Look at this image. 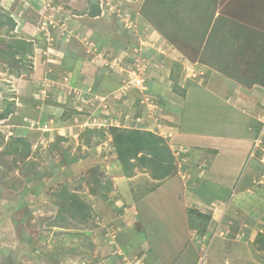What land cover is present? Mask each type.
Masks as SVG:
<instances>
[{
  "label": "rangeland",
  "instance_id": "1",
  "mask_svg": "<svg viewBox=\"0 0 264 264\" xmlns=\"http://www.w3.org/2000/svg\"><path fill=\"white\" fill-rule=\"evenodd\" d=\"M263 41L264 0H0V264H164L182 244L174 264H264V104L244 108L253 136L238 155L206 150L215 137L196 143L203 154L172 135L177 124L238 134L226 110L206 118L203 91L183 112L182 90L206 79L225 94L219 72L264 86ZM113 126L161 136L174 172L154 179L141 156L126 174ZM172 176L185 228L163 199Z\"/></svg>",
  "mask_w": 264,
  "mask_h": 264
},
{
  "label": "crops",
  "instance_id": "2",
  "mask_svg": "<svg viewBox=\"0 0 264 264\" xmlns=\"http://www.w3.org/2000/svg\"><path fill=\"white\" fill-rule=\"evenodd\" d=\"M262 39H261V41H262ZM263 43H264V41H263ZM197 58L195 60H193L195 62L194 65H196V63L198 62ZM201 66H203L204 69H206V65L204 63L201 64ZM216 72H219V71L217 70ZM243 73H244L245 78H249L250 76H252L250 71L248 72L247 70H245ZM218 76H221L220 81H222L223 83L227 84L225 94H223L219 89H217L215 85L209 84L210 81H208V84H207L206 83V79L200 80L199 82H195L193 79L191 80V78H189L192 82L187 84V86L185 85V95L183 97L184 98L183 101L186 100V103L184 104V102H182L183 103L182 105H185L183 112H185L189 108V105L192 102H196L197 103L196 100L195 101L194 100H189L191 98V94L193 92H202L203 91L207 95L210 96L209 97L210 99L206 101V106L208 108H206V112L203 111V114H206V118L209 117V116H213L216 119L217 117H221V115L223 114V113L220 112V110H226V112L222 115L223 116L222 118L223 119L225 118L224 119L225 122L229 123V125H231L232 127H235V129H237V131H238V134H236V135H232V134L228 135V134H226L224 132H220V128L213 129L211 127H210V129L206 128V132L199 131V133L198 132L191 133L189 131L181 130L180 127H179L180 125L178 126V124H177V127L172 129V131H173L172 135H174L177 139H180L182 141H185L186 139H188L189 142H190V140L191 141L195 140L194 147L199 146V145H196V143L199 142V141L206 142L207 138L215 137L216 140L214 139L212 141V142H214V143H212L213 146L211 148H210V146H207L206 150L207 149H213V148L216 150L215 147L219 146V149H222L224 155H226L227 157H231L235 153H237L238 151H241V149H243L246 139L249 140L248 138L253 136V132H251L250 127H249L250 126V120H249L250 118H248V116L243 112V110H244V108H246L249 105L251 107V105H253L252 102H254L255 105H256V103H258V101L262 102L264 104V86L263 85H259V82L256 81L258 78L254 74H253L252 80H253V82L258 83V85H253L252 88H248V89H246L244 86H242L243 88H241V86H239L240 84H237L236 82H234L232 79H230L232 77L229 76V75H226L225 73H220L219 72ZM244 76H243V78H244ZM226 77H229V79L226 78ZM241 85H243V84H241ZM245 92L248 93L247 98H245V95H244ZM174 101L180 103V101L178 99H175ZM176 107L180 108L181 105H179V106L176 105L175 108ZM175 108H174L173 112L170 111V120L174 121V123H180V120H178L179 118L176 115L177 111H176ZM191 112H193V110H191ZM211 112H212V114H211ZM231 114H233V115H231ZM193 115L194 116H198V112L195 111L193 113ZM204 123H206V125H210V123L207 122L206 120H205ZM216 123H217V121H216ZM198 149L200 151H202V153H203V148L201 149L200 146H199L195 150H198ZM208 153L209 152H206V158L208 157V155H207ZM220 153H222L221 150H220ZM239 153H237L235 155H238ZM214 165H216V164H214ZM216 166L220 167V169L222 168V166H220V165H216ZM236 172H237V170H236ZM178 173H179V171H178ZM170 179L171 180H169V181L172 182L171 184H173V185L176 184L179 188L177 190V186L173 187V190L171 192L172 196L171 195H166L165 197H163V199L164 200L166 199V200H169V201L172 200V202L174 203V205H173L174 208H176V210L181 215L180 218H181L182 224H183V226L185 228L187 226L186 218H185L184 212H182V208H180V210H179V207H181V204L179 202L178 197H176L179 194V192L182 191V186H181L182 182H181V180H180V178L178 176L177 177L172 176ZM181 193L182 192H180V194ZM174 197H175L177 202H174L175 201V199L173 200ZM151 203H152V205L154 204V202H151ZM144 210H143V207L140 208V214H142L143 216L144 215H148L149 212L150 213L152 212L151 210H149L148 213L145 214ZM152 213H154V212H152ZM165 213L172 214V211H170V210L169 211H165V210L159 209V215L160 216L162 214H165ZM153 215L154 214H152V216ZM159 215L156 218H154L153 220H155V221L160 220V218H159L160 216ZM142 221H143V218H142ZM143 228H145V227H143ZM162 230L163 229H161V235L159 237L163 238L164 236H163ZM184 234L186 235L184 237L186 240L184 239V241H187L188 233L185 232ZM165 235H166L167 243L170 242L171 240L175 241V242H176V240H178V238L176 239L175 236H173V235H171V237L169 236L171 238V239H169L167 230H165ZM177 237H178V235H177ZM148 238H149V236L146 237L147 240H148ZM174 238H175V240H173ZM152 239H153V237H151L148 240V242L146 243V244H148V248H149V245H151L150 243H151ZM153 244H155V243H153ZM157 244H159V243H157ZM171 246L172 245L166 244L165 247H164V251L166 250L167 247H171ZM181 246H183V244L179 245V246H176L177 248L174 249L175 253L174 252H170V253H174V254L172 256H169V259H163L162 258V261L160 263H164V264H172V263L174 264V263H176L177 259H178L177 253L181 249ZM159 248L161 249L160 245H159ZM168 253H169V251H168ZM183 253H184V251L181 252V254H183ZM192 257L194 259L195 255H193ZM194 264H196V261H195Z\"/></svg>",
  "mask_w": 264,
  "mask_h": 264
},
{
  "label": "trees",
  "instance_id": "3",
  "mask_svg": "<svg viewBox=\"0 0 264 264\" xmlns=\"http://www.w3.org/2000/svg\"><path fill=\"white\" fill-rule=\"evenodd\" d=\"M97 12V6L92 5L91 10L89 11L90 16H96L98 14ZM17 43L15 44L20 55L22 57H26V52L29 48L28 41L20 40L17 41ZM182 94L184 97L185 88H183ZM6 116V110L0 113V119ZM110 134L116 155L118 159L123 162V168L126 174H129V172L126 170V162H128V160L132 159L133 157L138 158L141 156H146L149 158L148 161H151L152 177L154 179L165 178L174 172L175 164L172 161L173 156L167 143L161 136L149 130H141L130 127L120 128L116 126L110 128ZM18 141L22 142L23 144L27 143L26 139L22 137H19ZM138 154H140V156Z\"/></svg>",
  "mask_w": 264,
  "mask_h": 264
},
{
  "label": "built area",
  "instance_id": "4",
  "mask_svg": "<svg viewBox=\"0 0 264 264\" xmlns=\"http://www.w3.org/2000/svg\"><path fill=\"white\" fill-rule=\"evenodd\" d=\"M142 80L136 79V86H138L137 84L140 83L141 84ZM258 119L260 121V128L257 132V137H261L262 133H264V109H262L261 114H259ZM261 162L264 163V154L261 156Z\"/></svg>",
  "mask_w": 264,
  "mask_h": 264
}]
</instances>
